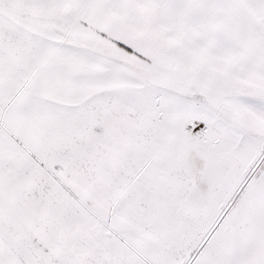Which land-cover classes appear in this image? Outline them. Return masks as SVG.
<instances>
[{"label":"snow or ice","instance_id":"snow-or-ice-1","mask_svg":"<svg viewBox=\"0 0 264 264\" xmlns=\"http://www.w3.org/2000/svg\"><path fill=\"white\" fill-rule=\"evenodd\" d=\"M0 264H264V0H0Z\"/></svg>","mask_w":264,"mask_h":264}]
</instances>
